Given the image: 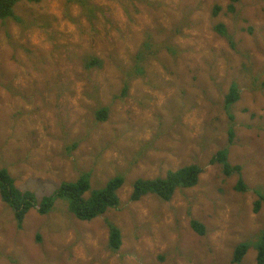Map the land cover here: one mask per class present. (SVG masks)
I'll return each instance as SVG.
<instances>
[{"label": "rangeland", "instance_id": "374dc122", "mask_svg": "<svg viewBox=\"0 0 264 264\" xmlns=\"http://www.w3.org/2000/svg\"><path fill=\"white\" fill-rule=\"evenodd\" d=\"M79 2L23 1L17 19L0 23V168L38 201L85 172L89 196L122 175L121 204L81 221L61 198L45 215L31 209L19 225L0 195V264H231L243 242L251 247L241 264H257L264 2L241 0L232 12L231 0H134L131 18L116 0H88V14ZM148 36L156 54L130 79L131 56ZM89 57L102 66L88 69ZM234 88L239 100L227 106ZM102 107L107 121L96 119ZM222 150L241 174L212 162ZM192 164L202 168L195 187L167 202L155 194L130 200L137 179ZM240 177L245 192L236 190ZM193 219L206 224L204 236ZM110 224L122 232L116 252Z\"/></svg>", "mask_w": 264, "mask_h": 264}, {"label": "trees", "instance_id": "16d2710c", "mask_svg": "<svg viewBox=\"0 0 264 264\" xmlns=\"http://www.w3.org/2000/svg\"><path fill=\"white\" fill-rule=\"evenodd\" d=\"M23 1L33 4H39L43 0H0V23L11 19H17L15 8ZM123 7L126 15L131 18L134 0H116ZM264 2V0H261ZM241 0H231L229 10L236 11L235 4ZM80 6L85 13H90L91 9L88 0H80ZM214 15H218L221 7L216 5ZM187 17V16H186ZM185 20V18H183ZM186 20L185 25L190 26ZM220 35L224 36L230 41L232 46L234 42L227 33V28L224 24H218L215 27ZM181 31V29H180ZM165 47V46H162ZM156 54V43L152 36H148L145 43L142 45L138 53L131 56L133 61L132 68L129 72V78L132 79L137 75H143L142 63ZM103 61L98 58H87L85 66L91 69L94 66H102ZM146 70V67H144ZM264 89V80L261 82ZM128 84L122 90L121 98L128 94ZM239 100V93L236 88L232 89L226 97L227 106H231ZM110 117V109L107 107L100 108L96 113V119L99 121H107ZM232 134V132H231ZM213 163H220L224 172L227 174L239 173L241 174V167L232 166L228 161V156L225 150L217 153L214 157ZM202 174V168L199 165L192 164L178 169L177 171H169L166 177H157L154 179L139 178L133 184L130 200L138 202L145 196L155 194L164 201H170L175 195L176 191L195 187ZM125 179L122 175L112 178L106 187L94 191L90 196L88 192L91 189V174L82 173L74 182H64L54 195L45 196L41 201H38L36 195L31 191H21L15 185V180L6 168H0V195L2 200L9 205L15 212V218L21 225L28 214V212L38 207L39 213L45 215L49 213L57 199H65L68 201V208L81 221H91L97 217L104 215L111 208H118L121 200L118 196V191L124 186ZM236 190L240 192L246 191V185L242 177L236 186ZM258 200L254 205V212H259L264 205V195H260L257 191ZM192 228L201 236L206 234V224L193 219L191 221ZM109 249L113 252L118 251L122 245V232L114 224H110ZM257 240V264H264V231H262ZM251 247V242H243L236 246L231 264H241L244 257L247 255Z\"/></svg>", "mask_w": 264, "mask_h": 264}]
</instances>
